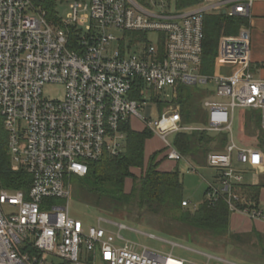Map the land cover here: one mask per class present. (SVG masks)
<instances>
[{
	"label": "built area",
	"instance_id": "1",
	"mask_svg": "<svg viewBox=\"0 0 264 264\" xmlns=\"http://www.w3.org/2000/svg\"><path fill=\"white\" fill-rule=\"evenodd\" d=\"M64 1L69 12L57 24L40 0H0V125L11 169L31 177L27 191L0 188V264H187L171 253L139 251L119 234L133 230L124 224L98 218L85 226L71 217L70 177L86 175L90 161L123 153L124 127L134 117L163 141L167 159L183 158L167 136L200 128L182 125L172 105L160 119H144L139 109L151 90L170 88L175 98L181 85L206 86L205 130L231 135L238 109L261 110L264 130V79L249 70L201 72L205 16L224 11L248 18L258 0H201L183 8L176 0ZM250 38L245 25L221 36L216 60L247 63ZM56 84L62 97H48L44 89ZM233 161L264 172L259 148L230 139L206 156L219 177L206 197L223 194L231 212L264 226V200H246L233 189L243 181ZM105 223L118 227L115 237Z\"/></svg>",
	"mask_w": 264,
	"mask_h": 264
},
{
	"label": "trees",
	"instance_id": "2",
	"mask_svg": "<svg viewBox=\"0 0 264 264\" xmlns=\"http://www.w3.org/2000/svg\"><path fill=\"white\" fill-rule=\"evenodd\" d=\"M201 0H176L178 8L198 4ZM47 12L49 21H60L57 12V3L60 0H40ZM248 20L240 16H228L222 12L207 14L204 19V40L201 72L213 74L218 56V42L221 36L236 35L242 25H247ZM73 32V31H72ZM74 33V32H73ZM76 34L71 35L68 46L72 47ZM264 67V62L261 63ZM178 107L184 123L198 120L199 108L194 101L190 90L185 85L178 87L175 98L172 99ZM244 127L250 129L255 142L250 145L259 148L264 154V130L260 127V114L257 111H246ZM202 121V120H201ZM204 121V119H203ZM198 122V121H197ZM126 133V146L123 153L116 156L104 155L100 159L90 161L88 171L84 176L73 175L70 182L77 189L86 194L97 205L104 204L111 207L112 215L119 217L131 207H136L138 214L142 211L152 213L167 219L168 223L180 227L184 236L189 240L198 239L196 234L201 233L211 239H226L230 242H241L242 237L249 234L235 233L229 228L230 210L221 194L216 200L205 198L209 187L205 189L203 201L195 209H189L182 204V183L177 169L163 171L159 169L161 159H157L161 151H155L145 157L146 140L153 137L149 128L134 130L129 124L124 127ZM228 141V135L222 131L216 135H209L205 131L192 133H177L173 143L177 150L184 156L194 159L206 157L211 151H222ZM206 161V159H205ZM132 169H141V174L136 175ZM131 179L132 184L128 192L125 191L126 179ZM31 184L30 175L23 169L12 170L5 139H0V188L8 190L27 191ZM264 182L255 184L239 183L233 189L246 200H258ZM102 203V204H101ZM120 214V215H119ZM124 215V214H123ZM138 218V217H137ZM253 234L261 233L252 230ZM88 257V261H91Z\"/></svg>",
	"mask_w": 264,
	"mask_h": 264
},
{
	"label": "rangeland",
	"instance_id": "3",
	"mask_svg": "<svg viewBox=\"0 0 264 264\" xmlns=\"http://www.w3.org/2000/svg\"><path fill=\"white\" fill-rule=\"evenodd\" d=\"M139 3L143 4L144 0H137ZM264 1V0H258ZM68 2H58L57 12L62 19L67 18L69 12ZM228 9L230 7H227ZM215 13V11H214ZM212 14V13H209ZM153 36V33L151 34ZM237 62L226 61L217 65V71L220 74H237ZM214 73V71H213ZM190 90L194 101L197 102L199 108L198 122L192 123H205L206 121V110L203 107V101L208 97V90L206 86L194 84L187 86ZM45 94L51 98H61L62 97V87L60 85H51L44 89ZM164 93L169 94L166 98ZM173 97L170 88H164L162 90H151V94L143 102L142 108L139 109L140 114L144 119L156 120L160 119L163 114L167 112L168 106L172 105L177 107V104L173 102ZM260 114L261 110L257 111ZM243 110H236L234 113V122L232 129V136L235 142L240 140L241 143L248 145L255 142L254 136L250 134V129L246 126L244 127L246 116L242 122L241 114ZM204 119V121H203ZM202 120V121H201ZM261 123V119H260ZM130 125L134 130L143 129V119L131 118ZM161 126L158 128L160 129ZM5 139V132L3 126L0 125V139ZM173 137L169 136L168 141L172 142ZM163 142L161 139L153 135L145 144V157L154 149H162ZM204 160V157H202ZM204 162V161H203ZM199 162L198 160H186L182 159L177 162V169L180 175V180L182 183V197L188 202L189 209H195L203 201L204 192L209 185L214 187H219L217 178L215 177L216 170L206 163ZM191 166V168H190ZM233 166L237 171H240L243 175V180L245 183L255 184L257 182H264V172L251 170L246 167L245 164H239L233 161ZM194 168V170L192 169ZM133 173L137 176L141 174V169H132ZM132 184V180L126 179L124 189L126 192L129 191ZM262 200H264V188L261 191ZM102 204V203H101ZM187 206V205H184ZM131 212L127 211L123 214L112 215L111 207L109 205H97L89 198L86 194L82 193L77 189L75 184L70 182V195L68 199V212L71 217L79 219L84 223L85 226L95 225L98 218H103L112 222L121 223L131 228L122 229L119 234L127 240H130L138 246L140 251L144 247L149 251L158 254H168L171 252L173 256L184 257L188 260H192L204 263L206 260L204 258H199L192 253L190 248L195 247H214V261L209 262V264H264V228L262 227V222L259 220H253L255 227H251L248 231H241L235 233L249 234V236L242 237L241 242H230L226 239L217 240L206 237L205 235L198 233L196 236L198 240L204 244H191L190 241L183 239L182 237L176 236V234L182 233L185 229L181 230L180 227L174 226V223H168L167 219L161 218L160 216L154 215L152 213L142 211L139 215L136 207H131ZM231 212V211H230ZM235 213V212H231ZM138 217V218H137ZM247 217V216H246ZM252 221V219H251ZM261 222V223H260ZM107 229L108 233L115 237L118 232V227L115 225H109L107 223L103 224ZM229 228H230V218H229ZM231 230V229H230ZM252 230H256L261 233V236L254 235ZM232 231V230H231ZM233 232V231H232ZM176 233V234H175ZM82 248V247H81ZM84 256L88 257V253L83 251ZM50 258V257H49ZM206 263V262H205ZM100 264V263H98Z\"/></svg>",
	"mask_w": 264,
	"mask_h": 264
},
{
	"label": "crops",
	"instance_id": "4",
	"mask_svg": "<svg viewBox=\"0 0 264 264\" xmlns=\"http://www.w3.org/2000/svg\"><path fill=\"white\" fill-rule=\"evenodd\" d=\"M247 20H248V24L245 25V26H247L249 28L250 33H251V38H250V43H249L248 62L245 63V64H242L240 62H237L238 63L237 66H239V67H237V69H238L237 74L249 70L254 77L264 79V67H261L260 66L261 63L264 62V1H256V2L253 3V5H252V7L250 9V16L247 18ZM219 64H221V63L216 60L215 67H214V74H220L219 72H216L217 71V68L216 67ZM223 75H229V74H223ZM206 89L208 90V96H209L210 93H211L210 92V89L209 88H206ZM177 108L179 110L178 105H177ZM240 110H243V113L241 114V116L243 115L241 124L244 121V117L247 116L246 113H245L246 111H249V110H251V111H258L257 109H240ZM235 111H234V113H235ZM234 113L232 114L231 130L233 129ZM206 122L207 121H205V123H201V124H199V123H184L183 120H182V118H181V124L182 125H184V126H193V127H197V128H200V129H197V130H184V131H180V132H183V133H192L193 131H205L209 135H216L217 133H219V132L216 133V132H212V131L205 130ZM260 127H261V123H260ZM180 132H177V133H180ZM177 133H171V134H169L167 136V140H168V137L169 136L173 137V139H174V137H175V135ZM226 133L228 135V141L225 144L224 149L227 146V144L229 143L230 139H233L232 132H231V135L228 132H226ZM148 140H146V141H148ZM170 143H172L173 146L175 147V145L173 143V140ZM236 143L238 145H241V146H251V147H254V146H252L250 144L245 145V144L241 143L240 140H238V142H236ZM163 146H164V143H163ZM162 149L163 150H161L159 148L154 149V150H152L148 154V156L150 154H152L153 152H155V151H161V154L157 158L158 160L161 159L160 160L161 162L159 164V169L160 170H163V171L173 170L177 166V162L178 161H173V160L167 159L166 156H165V148L162 147ZM182 159H186V160H189L190 161V159L193 160L194 158H192L191 156H184L183 155V158ZM205 159H206V157H204V160L201 157H199L198 159H194V160H198L201 163L204 161L203 162V164H204V163H206ZM190 168H191V166H190ZM192 169L194 170L193 167H192ZM215 174H216L215 177L217 178V181L219 183V177H218V171L217 170H216V173ZM242 182H244V180ZM262 190H263V188H261L260 194H259V196L261 198H262V196H261V191ZM205 198H207L206 197V194H205ZM183 201H185V200H183ZM186 205H187L186 207H188V202H187ZM252 224H254L253 220L251 221V219L248 218V217H246L245 215L240 214V213H236V212L235 213H230V229L233 232L248 231V230L251 229V227H255ZM261 224H262V227L264 228L263 223H261ZM182 238L185 239V240L190 241L191 244L204 245L198 239L189 240L188 238H185L184 236H182ZM116 243L121 244L122 242L121 241H117ZM198 248H201L202 250H199V249H197L195 247H193V248L191 247L190 248L191 249L190 251L192 253H194L195 256H198L199 258H204L206 260L205 261L206 263L204 262L203 264H209V262L214 261V247H206L205 246V247H198ZM181 259H184L187 264H202V263L197 262V261H194L193 262L192 260H188L187 258H184V257H181Z\"/></svg>",
	"mask_w": 264,
	"mask_h": 264
},
{
	"label": "water",
	"instance_id": "5",
	"mask_svg": "<svg viewBox=\"0 0 264 264\" xmlns=\"http://www.w3.org/2000/svg\"><path fill=\"white\" fill-rule=\"evenodd\" d=\"M222 13L224 14V11H222Z\"/></svg>",
	"mask_w": 264,
	"mask_h": 264
}]
</instances>
